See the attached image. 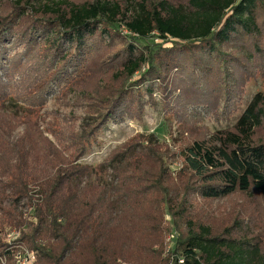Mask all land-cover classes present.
Returning <instances> with one entry per match:
<instances>
[{
    "label": "trees",
    "instance_id": "trees-1",
    "mask_svg": "<svg viewBox=\"0 0 264 264\" xmlns=\"http://www.w3.org/2000/svg\"><path fill=\"white\" fill-rule=\"evenodd\" d=\"M5 1L0 15V230L17 232V244L36 252L37 264H164L161 220L170 215L188 228L176 242L171 264H264L263 244L256 238H237L231 230L217 235L211 226L193 221L185 199L176 205L165 197V160L151 142L110 155L109 163L124 162L115 174L120 203L107 196L103 184L81 192L72 184L93 170L80 161L99 144L107 124L140 118L154 94L184 121L190 107L221 118L237 111L245 86L258 72L264 76V0ZM117 28L127 31L130 42L108 58L120 59L119 73L111 80L115 86L101 92L99 67L111 46L106 37L114 38ZM152 36L162 44L140 45ZM12 39L14 45L7 48ZM19 45L23 50L7 59L9 48ZM141 72L125 89L122 83ZM83 81L88 88L98 82L90 93L97 115L69 142L52 129L56 142L44 137L35 124V108L5 112L13 83L15 98H28L30 107H37L54 84L70 90ZM263 118L260 92L231 128L194 140L180 152L181 175L197 180L195 192L204 200L251 192L264 197V141L256 140ZM22 124L25 131L15 139ZM190 187L185 186V194ZM22 199L29 213L17 211ZM7 200L13 204L3 208ZM12 253L4 249L0 258L9 264Z\"/></svg>",
    "mask_w": 264,
    "mask_h": 264
},
{
    "label": "rangeland",
    "instance_id": "rangeland-1",
    "mask_svg": "<svg viewBox=\"0 0 264 264\" xmlns=\"http://www.w3.org/2000/svg\"><path fill=\"white\" fill-rule=\"evenodd\" d=\"M77 3L90 0H71ZM125 3L128 0H115ZM175 3H184L187 0H170ZM5 5V7H4ZM8 4L5 0H0V15H3ZM113 33L116 35L114 38L106 37V42L111 45L106 48L104 52V59L106 62L101 64L99 72L101 71V80L99 81V90L106 92L107 87H114V76L119 73L120 59L118 61H108L109 57L115 56L117 51H121L126 43L130 40L127 39V32L123 28H117ZM113 37V36H112ZM66 41V40H65ZM162 44L161 40L156 37L142 41V47H157ZM13 39L6 44V47L13 46ZM264 45V36H263ZM65 51L68 50L65 44ZM8 58L12 59L15 55L23 50V46L19 45L14 49L9 48ZM247 50V49H244ZM9 61V60H7ZM141 72L131 80H126L122 85L125 89H131L134 84L143 74ZM261 73L255 76L244 88V94L240 99V104H237V111L232 115L221 118L218 115L206 112L205 109L193 110L195 107H190L188 111L189 119L184 121L177 113V110L165 107L162 99L158 94H154L153 101L147 102L140 118H127L126 120H113L99 134V144L94 146L87 154L81 159V163L93 168L88 175L74 180L72 184L81 192L86 186L93 184H103L106 187L107 196L114 202L120 203L121 200L116 194V176L115 174L124 167V162L115 160L109 163L110 155L124 146L130 144L145 145L150 147L155 146L163 155L166 169V176L164 180V187L168 189L165 197H169L176 205L182 201L187 202L186 205L191 209L193 221L209 225L213 228L217 235L222 236L226 230H231L235 237L247 235L263 244L264 248V197L257 192L251 193H236L233 196L214 201L204 200L197 192H195L196 179H189V176H182L181 171L185 165L180 156V152L184 147L190 145L194 140H202L212 136V134L219 130L231 128L241 114L257 93H264V76ZM18 77V76H16ZM19 78V77H18ZM17 79V78H16ZM95 84L88 88L84 81L73 89H63L59 84H54L52 89L44 96L45 101L37 107H30L28 98H21L17 100L15 97L14 83L11 84V99L6 104L5 112L8 114L25 113L26 110L31 109L34 111L35 124L44 137H47L53 143L56 142L55 134L63 136V140L70 141L73 139L74 134L81 135L82 125L85 123H95L97 112L95 108L98 103L95 96H92V88ZM133 87L132 89H134ZM112 89V88H111ZM108 92V91H107ZM94 95V94H93ZM15 98V99H14ZM95 98V99H94ZM223 98V97H222ZM148 99V98H147ZM39 105V104H37ZM106 106V104H105ZM104 106V107H105ZM224 100L220 102L219 111H222ZM33 113V112H32ZM26 128V124H22L14 134V138L22 136ZM52 129L54 135L48 130ZM257 142L264 141V118L262 126L256 132ZM139 148V147H137ZM140 149V148H139ZM133 153L134 150L131 149ZM163 167V165H162ZM191 184L190 191L185 194L184 188L186 185ZM152 200V199H149ZM12 200H7L2 204L3 208L12 205ZM15 207L20 213H29L30 210L27 205V200L22 199ZM3 217L2 208H0V218ZM161 227L164 231V245L165 250L163 256L166 260L171 259L173 250L176 247L178 238L186 236L188 228L184 224H180L178 219H174L170 215L162 218ZM176 222H179L177 225ZM20 238L17 232L6 228L0 230V251L10 249L12 258L9 264H17V254L31 251L26 246H20ZM36 261L38 263V256L36 252ZM166 263L164 264H168ZM170 262V261H169ZM0 264H7L6 257L0 258ZM171 264V262L169 263Z\"/></svg>",
    "mask_w": 264,
    "mask_h": 264
},
{
    "label": "built area",
    "instance_id": "built-area-1",
    "mask_svg": "<svg viewBox=\"0 0 264 264\" xmlns=\"http://www.w3.org/2000/svg\"><path fill=\"white\" fill-rule=\"evenodd\" d=\"M127 32V31H126ZM18 256L16 257L17 264H34L36 261V255L34 252L30 251H25V253L17 254ZM180 264H183L184 261H179Z\"/></svg>",
    "mask_w": 264,
    "mask_h": 264
}]
</instances>
